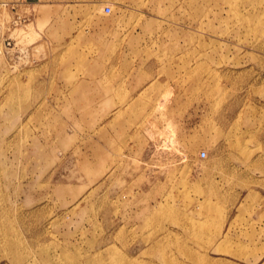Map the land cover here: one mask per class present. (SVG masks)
Instances as JSON below:
<instances>
[{
  "label": "rangeland",
  "instance_id": "obj_1",
  "mask_svg": "<svg viewBox=\"0 0 264 264\" xmlns=\"http://www.w3.org/2000/svg\"><path fill=\"white\" fill-rule=\"evenodd\" d=\"M0 264H264V0H0Z\"/></svg>",
  "mask_w": 264,
  "mask_h": 264
},
{
  "label": "built area",
  "instance_id": "obj_2",
  "mask_svg": "<svg viewBox=\"0 0 264 264\" xmlns=\"http://www.w3.org/2000/svg\"><path fill=\"white\" fill-rule=\"evenodd\" d=\"M201 154L204 156V155L206 154V151L203 150V151L201 152Z\"/></svg>",
  "mask_w": 264,
  "mask_h": 264
}]
</instances>
